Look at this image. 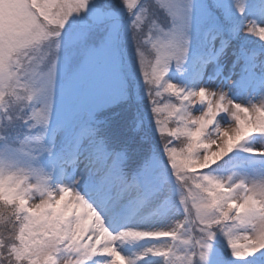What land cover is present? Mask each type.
<instances>
[{
	"label": "snow or ice",
	"instance_id": "1",
	"mask_svg": "<svg viewBox=\"0 0 264 264\" xmlns=\"http://www.w3.org/2000/svg\"><path fill=\"white\" fill-rule=\"evenodd\" d=\"M0 264H264V0H0Z\"/></svg>",
	"mask_w": 264,
	"mask_h": 264
}]
</instances>
